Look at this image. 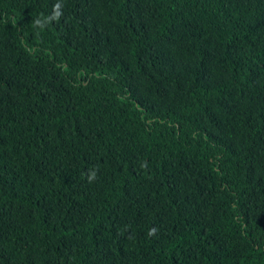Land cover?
<instances>
[{
	"label": "trees",
	"instance_id": "obj_1",
	"mask_svg": "<svg viewBox=\"0 0 264 264\" xmlns=\"http://www.w3.org/2000/svg\"><path fill=\"white\" fill-rule=\"evenodd\" d=\"M0 264H264V0H0Z\"/></svg>",
	"mask_w": 264,
	"mask_h": 264
},
{
	"label": "clouds",
	"instance_id": "obj_2",
	"mask_svg": "<svg viewBox=\"0 0 264 264\" xmlns=\"http://www.w3.org/2000/svg\"><path fill=\"white\" fill-rule=\"evenodd\" d=\"M59 8V5H56L55 7H54V11H53V14H52V16L51 17H49V19H57L59 16H60V12L57 10ZM46 22V21H45ZM37 23L38 24H41L42 22L41 21H37ZM95 172L93 171V172H91V173H89V175H88V180L89 181H91V180H93L94 178H95Z\"/></svg>",
	"mask_w": 264,
	"mask_h": 264
}]
</instances>
